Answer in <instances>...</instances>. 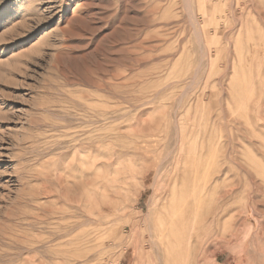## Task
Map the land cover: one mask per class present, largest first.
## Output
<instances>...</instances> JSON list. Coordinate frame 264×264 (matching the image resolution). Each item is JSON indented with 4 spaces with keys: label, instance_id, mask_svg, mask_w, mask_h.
Returning <instances> with one entry per match:
<instances>
[{
    "label": "rangeland",
    "instance_id": "374dc122",
    "mask_svg": "<svg viewBox=\"0 0 264 264\" xmlns=\"http://www.w3.org/2000/svg\"><path fill=\"white\" fill-rule=\"evenodd\" d=\"M0 264H264V0H0Z\"/></svg>",
    "mask_w": 264,
    "mask_h": 264
},
{
    "label": "bare ground",
    "instance_id": "6f19581e",
    "mask_svg": "<svg viewBox=\"0 0 264 264\" xmlns=\"http://www.w3.org/2000/svg\"><path fill=\"white\" fill-rule=\"evenodd\" d=\"M205 173H206V172H205ZM204 175H205V174H204ZM192 188H193V187H192ZM196 194H197V192H196ZM200 194H201V193H200ZM200 194H199V195H200ZM230 196H231V195H230ZM200 197H201V196H200ZM200 197H199V198H200ZM193 199H194V198H193ZM194 201H195V200H194ZM197 203H198V202H197ZM182 206H183V204H182ZM192 206H193V204H192ZM195 212H196V211H195ZM164 213H165V211H164ZM177 213H178V212H177ZM165 214H166V213H165ZM178 214H180V213H178ZM178 214H177V215H178ZM172 216H173V215H172ZM180 216H181V215H180ZM195 216H196V215H195ZM173 217H175V216H173ZM173 220H174V219H173ZM173 220H172V221H173ZM180 220H181V219H180ZM180 222H181V221H180ZM170 223H171V222H170ZM172 223H173V222H172ZM182 223H184V222H182ZM161 224H162V223H161ZM179 225H180V224H179ZM163 226H164V224L161 225V227H163ZM161 227H160V228H161ZM160 231H161V230H160ZM184 231H185V230L182 229V232H183V233H184ZM158 232H159V231H158ZM166 233H168V230L166 231ZM179 234H180V233L177 234V232L175 231V228H170V237H172V238H174V239H177V236H178ZM187 234H188V233H187ZM172 238H170V239H172ZM168 240H169V239H168ZM175 241H176V240H175ZM175 241H174V242H175ZM169 243H170V242H169ZM169 245H170V244H169Z\"/></svg>",
    "mask_w": 264,
    "mask_h": 264
}]
</instances>
